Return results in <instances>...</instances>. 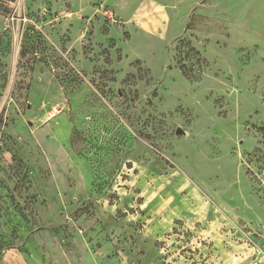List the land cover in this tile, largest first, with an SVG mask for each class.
<instances>
[{"label": "rangeland", "instance_id": "1", "mask_svg": "<svg viewBox=\"0 0 264 264\" xmlns=\"http://www.w3.org/2000/svg\"><path fill=\"white\" fill-rule=\"evenodd\" d=\"M4 253L264 264V0H0Z\"/></svg>", "mask_w": 264, "mask_h": 264}, {"label": "crops", "instance_id": "2", "mask_svg": "<svg viewBox=\"0 0 264 264\" xmlns=\"http://www.w3.org/2000/svg\"><path fill=\"white\" fill-rule=\"evenodd\" d=\"M12 259L8 257L7 253H4L2 260L0 261V264H13ZM15 264H24L22 261H20L19 259H16V263Z\"/></svg>", "mask_w": 264, "mask_h": 264}, {"label": "water", "instance_id": "3", "mask_svg": "<svg viewBox=\"0 0 264 264\" xmlns=\"http://www.w3.org/2000/svg\"><path fill=\"white\" fill-rule=\"evenodd\" d=\"M176 133H183V130L181 128H177Z\"/></svg>", "mask_w": 264, "mask_h": 264}, {"label": "trees", "instance_id": "4", "mask_svg": "<svg viewBox=\"0 0 264 264\" xmlns=\"http://www.w3.org/2000/svg\"><path fill=\"white\" fill-rule=\"evenodd\" d=\"M8 247H12V246H8Z\"/></svg>", "mask_w": 264, "mask_h": 264}]
</instances>
